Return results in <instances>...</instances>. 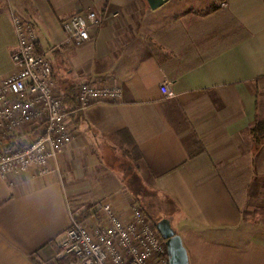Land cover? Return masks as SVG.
I'll list each match as a JSON object with an SVG mask.
<instances>
[{"label": "crops", "instance_id": "0c3cea01", "mask_svg": "<svg viewBox=\"0 0 264 264\" xmlns=\"http://www.w3.org/2000/svg\"><path fill=\"white\" fill-rule=\"evenodd\" d=\"M216 5L0 0V85L14 70V15L46 53L64 42L65 20L94 10L108 19L89 42L49 54L54 80L62 95L88 82L122 90L117 104L69 113L74 140L58 171L0 176V264H56L72 208L143 195L173 206L163 218L190 264H264V141L252 135L264 121V0ZM125 159L140 184L123 176Z\"/></svg>", "mask_w": 264, "mask_h": 264}, {"label": "built area", "instance_id": "2783aa9c", "mask_svg": "<svg viewBox=\"0 0 264 264\" xmlns=\"http://www.w3.org/2000/svg\"><path fill=\"white\" fill-rule=\"evenodd\" d=\"M106 18L94 10L70 17L62 24L64 42L45 53L38 49L34 26L18 15L13 16L18 38L12 56L14 70L0 85L2 178L30 171L42 176L52 164L59 170L60 156L73 142L75 132L54 80L49 54L65 45L83 46L92 39V29ZM162 93L169 98L176 96L168 83L162 87ZM121 97L117 84L84 83L77 91L76 111L95 104H117ZM89 210H72L70 227L59 243L56 264H169L166 241L137 203L107 197Z\"/></svg>", "mask_w": 264, "mask_h": 264}, {"label": "water", "instance_id": "95a60500", "mask_svg": "<svg viewBox=\"0 0 264 264\" xmlns=\"http://www.w3.org/2000/svg\"><path fill=\"white\" fill-rule=\"evenodd\" d=\"M168 0H147L151 9L156 10ZM155 226L166 241L169 255V264H190L189 255L183 244L182 238L172 227L169 219L163 218L155 223Z\"/></svg>", "mask_w": 264, "mask_h": 264}, {"label": "rangeland", "instance_id": "374dc122", "mask_svg": "<svg viewBox=\"0 0 264 264\" xmlns=\"http://www.w3.org/2000/svg\"><path fill=\"white\" fill-rule=\"evenodd\" d=\"M126 163H128V164H126ZM121 167H122V164L121 165L115 164L116 171L120 170ZM124 170L126 171V173L128 175H125L123 173L122 174L124 177L127 178V181L130 179L131 183H133L135 185L141 183L140 180H138V175L136 174L135 170L131 169V166L129 164L128 159H125ZM95 205L96 204L88 205V207H85V208L88 211L90 209V207H93ZM138 206L139 207L142 206L154 222H159L161 219H163L165 214H167L169 212V210L170 211L173 210L172 209L173 206L168 201L161 199V197H159V195H149V196L143 195V198L140 199V205H138ZM80 209H82V207L72 208L73 212H76Z\"/></svg>", "mask_w": 264, "mask_h": 264}, {"label": "trees", "instance_id": "16d2710c", "mask_svg": "<svg viewBox=\"0 0 264 264\" xmlns=\"http://www.w3.org/2000/svg\"><path fill=\"white\" fill-rule=\"evenodd\" d=\"M216 7L215 10L219 9L227 0H215ZM75 89H69L65 95H63V102L65 104L67 113L73 112L78 109L77 97L75 94ZM252 135L254 138V142L256 146H260V144L264 141V121H256L254 128L252 129ZM143 158L142 154L139 150L134 151L133 159L134 161L141 160ZM145 211V210H144ZM146 215L150 218L149 214L145 211ZM151 219V218H150ZM152 220V219H151ZM153 221V220H152ZM155 224L156 222L153 221Z\"/></svg>", "mask_w": 264, "mask_h": 264}]
</instances>
